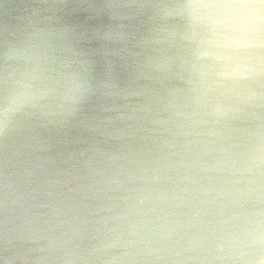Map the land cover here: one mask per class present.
I'll list each match as a JSON object with an SVG mask.
<instances>
[{"label":"clouds","instance_id":"1","mask_svg":"<svg viewBox=\"0 0 264 264\" xmlns=\"http://www.w3.org/2000/svg\"><path fill=\"white\" fill-rule=\"evenodd\" d=\"M0 264H264V0H0Z\"/></svg>","mask_w":264,"mask_h":264}]
</instances>
